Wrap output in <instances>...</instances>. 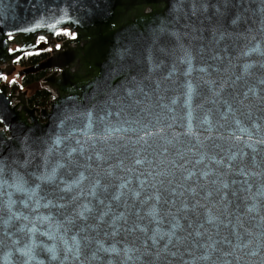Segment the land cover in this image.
Listing matches in <instances>:
<instances>
[{
    "label": "water",
    "instance_id": "water-1",
    "mask_svg": "<svg viewBox=\"0 0 264 264\" xmlns=\"http://www.w3.org/2000/svg\"><path fill=\"white\" fill-rule=\"evenodd\" d=\"M41 46L17 75L53 69L48 107L0 82V217L10 199L22 214L0 222V264H264V0H0V76ZM57 138L50 165H68L67 183L82 173L79 186L32 200L9 187L39 183Z\"/></svg>",
    "mask_w": 264,
    "mask_h": 264
},
{
    "label": "snow or ice",
    "instance_id": "snow-or-ice-1",
    "mask_svg": "<svg viewBox=\"0 0 264 264\" xmlns=\"http://www.w3.org/2000/svg\"><path fill=\"white\" fill-rule=\"evenodd\" d=\"M235 22V21H234ZM132 93L129 92V95H131ZM88 118H89V124L87 125V127H91V113H88ZM61 139L57 138V140L54 142L53 147H50L48 149V154H46L44 156L43 159V164L38 166L41 167L43 170L39 171L38 173H32V175L35 177V179L37 181H39V183H36L34 187H29L28 186V181L25 180V178L21 175L18 174H14L13 176V182L11 185H9V187L13 188L14 191L19 192V193H24L27 196L28 200H32L33 198H35L37 196V193L39 190H41L42 185H48L52 187V191L53 193H72L74 188L78 187L79 184L85 179V177L83 176V174L81 173L79 179L77 180H73L72 183H67L66 181L63 180V178L60 175V169L65 168L68 165H65L64 163L58 161L55 165H50V161L48 160V155L51 154V152L53 151V148L57 145H59L61 143ZM79 143V142H78ZM77 149H72L69 153H68V157H69V165H71L72 163H74L71 160L72 154L74 152H76ZM82 151V149H81ZM139 163V161H138ZM3 171V166L2 163H0V172ZM6 182L0 180V189L3 188L4 184ZM61 185H63V187H61ZM100 187L99 181H97L96 185L93 187L90 195H92L93 197L97 196V192L96 189ZM123 187V186H122ZM105 191L107 190L106 188L104 189ZM11 196V194H9ZM80 195H83V193L81 192ZM137 195H139L137 193ZM44 199V197H40L39 199H36L35 201V205L36 208L39 207H45V208H49V207H54V208H67L68 204L65 203H57L52 199L47 200L44 204L40 203V200ZM58 200H65V196H58L57 197ZM78 199V196H71L69 199V203L75 204L76 201ZM113 199L119 200V195L113 197ZM159 199V197H157V200ZM15 201H12L11 199L9 200L8 204H7V210L9 213L8 216V220H3L2 217H0V222H2L3 224L7 225L9 224L13 219H20L22 214L20 213H16L15 211H13V205L15 204ZM25 204V207L28 206L27 201L23 202ZM99 203L103 204V200H100ZM0 211H3L2 208H0ZM93 212V208L89 203H84V204H79L76 205L75 208H73V213H74V217H66L68 223H73L74 222V218L78 217L81 220H87L89 218V215ZM108 213L104 212L101 213L99 219L101 221L104 220V217L107 216ZM24 219H28V217H23ZM37 219H40L42 221H50L52 219L51 216H43V217H37ZM119 220H125L126 222V216L124 213H121L119 216L113 217V219L111 220V224L110 226H115L117 221ZM176 227H178V225H174L173 229H175ZM29 232L31 233H36L37 232V228L35 227V225H33V227L28 229ZM67 231V230H66ZM141 231H144V229H141ZM159 230L157 229V231L153 234V237H151V239L153 240V243L156 242V235H158ZM115 234V233H113ZM175 234V232H171L169 233V237L170 240L169 242H171V236H173ZM72 241H73V245L75 246L77 252L79 249V244L80 241L77 239V236H73L72 237ZM65 243H67V241H65ZM69 251H72L73 248L69 247L68 249ZM105 251H107L108 249H104ZM30 251V249H29ZM49 251H52V249H49ZM26 255L28 253H25ZM55 258V257H54Z\"/></svg>",
    "mask_w": 264,
    "mask_h": 264
},
{
    "label": "flooded vegetation",
    "instance_id": "flooded-vegetation-1",
    "mask_svg": "<svg viewBox=\"0 0 264 264\" xmlns=\"http://www.w3.org/2000/svg\"><path fill=\"white\" fill-rule=\"evenodd\" d=\"M70 36L71 34L66 29L61 30L55 35V45ZM43 42V38H37L35 40L36 44ZM14 48L15 46L11 44L8 49L12 50ZM50 51V46H41L37 50L21 54L12 62L13 70L8 75L2 74L0 76V82L7 83L9 93H24L27 106L35 108L36 114L40 108L45 106L48 107V100L52 97L51 92L41 85V79L52 72L53 69H40L35 72L21 74L19 76L17 75V72L23 68H27L41 62L50 54Z\"/></svg>",
    "mask_w": 264,
    "mask_h": 264
}]
</instances>
